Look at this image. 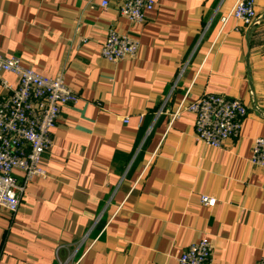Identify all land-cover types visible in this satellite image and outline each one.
Instances as JSON below:
<instances>
[{
    "label": "crops",
    "instance_id": "obj_1",
    "mask_svg": "<svg viewBox=\"0 0 264 264\" xmlns=\"http://www.w3.org/2000/svg\"><path fill=\"white\" fill-rule=\"evenodd\" d=\"M153 2L131 23L119 0H0V54L62 74L77 96L42 156L46 177L27 184L14 214L0 207V264H177L201 240L212 264L264 258V174L249 162L264 138V0L255 24L223 29L232 0ZM110 30L138 42L133 58L101 57ZM188 88L191 101L243 102L238 136L213 149L196 140L192 115L169 124Z\"/></svg>",
    "mask_w": 264,
    "mask_h": 264
},
{
    "label": "built area",
    "instance_id": "obj_2",
    "mask_svg": "<svg viewBox=\"0 0 264 264\" xmlns=\"http://www.w3.org/2000/svg\"><path fill=\"white\" fill-rule=\"evenodd\" d=\"M225 0H220L222 4ZM256 0H232L220 18L223 29L230 20L248 27L257 22ZM102 7L107 2L101 3ZM154 8L153 0H119L118 14L131 23H142L146 13ZM138 42L110 30L102 44L101 57L116 64L133 58L138 51ZM11 74L17 85L12 86L2 78ZM0 87L7 93L0 97V207L14 214L27 184L34 178H45L41 167L43 154L52 144L51 134L62 108L76 103L77 96L64 83L63 75L47 78L24 67L15 57L0 54ZM189 88L183 98L176 102L169 113L170 122L184 113L193 116L196 140L213 149L238 136L243 119L247 115L246 105L237 99L218 94H207L196 100H188ZM161 111V110H160ZM128 119L125 118L124 122ZM150 159L144 168L150 164ZM249 162L264 174V138L252 141ZM15 171L23 173L20 182ZM264 190V189H263ZM201 204L213 207L215 198L200 197ZM212 248L206 240L191 244L177 258V264H212ZM77 260H66L59 264H80ZM256 264H264V258Z\"/></svg>",
    "mask_w": 264,
    "mask_h": 264
}]
</instances>
